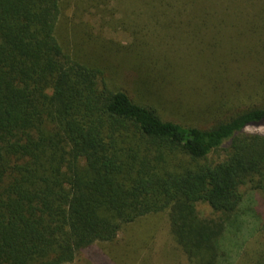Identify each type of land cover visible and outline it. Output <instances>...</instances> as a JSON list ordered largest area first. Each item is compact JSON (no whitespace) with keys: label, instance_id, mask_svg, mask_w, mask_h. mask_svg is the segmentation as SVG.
<instances>
[{"label":"trees","instance_id":"16d2710c","mask_svg":"<svg viewBox=\"0 0 264 264\" xmlns=\"http://www.w3.org/2000/svg\"><path fill=\"white\" fill-rule=\"evenodd\" d=\"M63 2L0 0V264L71 263L162 211L188 264H225L241 188L264 193V135L243 133L264 103L164 119L64 51Z\"/></svg>","mask_w":264,"mask_h":264},{"label":"rangeland","instance_id":"374dc122","mask_svg":"<svg viewBox=\"0 0 264 264\" xmlns=\"http://www.w3.org/2000/svg\"><path fill=\"white\" fill-rule=\"evenodd\" d=\"M56 38L97 62L115 88L164 119L207 127L210 111L264 103V0H64ZM243 133L264 135V122ZM220 150L213 159H221ZM239 232L225 264H264V193L242 187ZM202 217L218 214L198 203ZM235 237V238H234ZM67 264H188L167 211L124 226Z\"/></svg>","mask_w":264,"mask_h":264}]
</instances>
